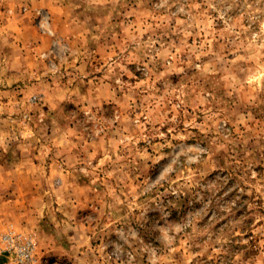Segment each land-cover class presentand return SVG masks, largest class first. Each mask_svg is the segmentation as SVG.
Masks as SVG:
<instances>
[{
  "label": "rangeland",
  "instance_id": "obj_1",
  "mask_svg": "<svg viewBox=\"0 0 264 264\" xmlns=\"http://www.w3.org/2000/svg\"><path fill=\"white\" fill-rule=\"evenodd\" d=\"M0 165V264H264V0H0Z\"/></svg>",
  "mask_w": 264,
  "mask_h": 264
},
{
  "label": "crops",
  "instance_id": "obj_2",
  "mask_svg": "<svg viewBox=\"0 0 264 264\" xmlns=\"http://www.w3.org/2000/svg\"><path fill=\"white\" fill-rule=\"evenodd\" d=\"M20 167L18 166H5V165H0V172H7V173H15L14 171L19 170ZM19 203V202H18ZM20 205V204H19ZM17 206L16 209L21 208L22 206ZM30 205V204H29ZM7 219L9 218L8 216L6 217ZM22 220V228H21V232L25 235H28L29 233L27 231H29L31 233V229H35L38 228L39 230H45V226H44V221L41 218H37V217H31L29 216L28 218H24L21 219ZM3 219H0V226L3 225ZM20 230V228H18ZM28 233V234H27Z\"/></svg>",
  "mask_w": 264,
  "mask_h": 264
},
{
  "label": "built area",
  "instance_id": "obj_3",
  "mask_svg": "<svg viewBox=\"0 0 264 264\" xmlns=\"http://www.w3.org/2000/svg\"><path fill=\"white\" fill-rule=\"evenodd\" d=\"M6 245L8 249L13 250L16 249L21 262L24 264L26 260L30 259L31 254L33 252V246L31 242H26L23 244V241L18 236L7 235L5 237Z\"/></svg>",
  "mask_w": 264,
  "mask_h": 264
}]
</instances>
